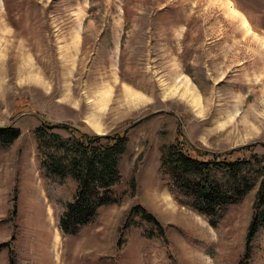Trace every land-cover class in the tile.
Here are the masks:
<instances>
[{
	"label": "rangeland",
	"instance_id": "rangeland-1",
	"mask_svg": "<svg viewBox=\"0 0 264 264\" xmlns=\"http://www.w3.org/2000/svg\"><path fill=\"white\" fill-rule=\"evenodd\" d=\"M41 120L126 131L121 173L136 172V190L67 247L35 158ZM6 124L20 136L0 149V242L19 264H163L144 256L137 230L115 250L136 203L167 226L177 264H236L255 189L216 231L162 184L158 147L180 128L195 145L264 162V0H0ZM253 242L249 264H264V232Z\"/></svg>",
	"mask_w": 264,
	"mask_h": 264
},
{
	"label": "trees",
	"instance_id": "trees-1",
	"mask_svg": "<svg viewBox=\"0 0 264 264\" xmlns=\"http://www.w3.org/2000/svg\"><path fill=\"white\" fill-rule=\"evenodd\" d=\"M32 133L45 194L62 244L67 247L71 240L95 228L101 209L121 204L129 191L136 190L135 170L128 178L121 173V161L128 152L127 137L99 135L80 123L46 120H41ZM19 136V128L0 125V149L7 148ZM237 151H212L195 145L179 128L174 140L158 147V172L172 198L216 231L255 189L245 246L236 263L249 264L253 241L264 232V162L255 153L242 157L235 155ZM135 230L144 238V256L151 257L149 261L154 258L163 264H177L167 226L139 203L121 215L116 251L127 245ZM153 244L157 246L150 251ZM7 245V241L0 242V251H7L6 264H19Z\"/></svg>",
	"mask_w": 264,
	"mask_h": 264
},
{
	"label": "water",
	"instance_id": "water-1",
	"mask_svg": "<svg viewBox=\"0 0 264 264\" xmlns=\"http://www.w3.org/2000/svg\"><path fill=\"white\" fill-rule=\"evenodd\" d=\"M125 133H126V131H124V134L123 135H125Z\"/></svg>",
	"mask_w": 264,
	"mask_h": 264
},
{
	"label": "bare ground",
	"instance_id": "bare-ground-1",
	"mask_svg": "<svg viewBox=\"0 0 264 264\" xmlns=\"http://www.w3.org/2000/svg\"><path fill=\"white\" fill-rule=\"evenodd\" d=\"M56 240H57V238H56ZM54 244H56V242H54Z\"/></svg>",
	"mask_w": 264,
	"mask_h": 264
}]
</instances>
